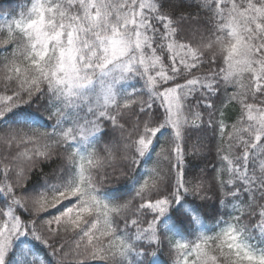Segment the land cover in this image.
Instances as JSON below:
<instances>
[{
  "label": "snow or ice",
  "instance_id": "obj_1",
  "mask_svg": "<svg viewBox=\"0 0 264 264\" xmlns=\"http://www.w3.org/2000/svg\"><path fill=\"white\" fill-rule=\"evenodd\" d=\"M0 15V264H264V0Z\"/></svg>",
  "mask_w": 264,
  "mask_h": 264
},
{
  "label": "trees",
  "instance_id": "obj_2",
  "mask_svg": "<svg viewBox=\"0 0 264 264\" xmlns=\"http://www.w3.org/2000/svg\"><path fill=\"white\" fill-rule=\"evenodd\" d=\"M20 0H0V14L10 13L18 8ZM4 16L0 15V20H3ZM165 259L167 257L165 256Z\"/></svg>",
  "mask_w": 264,
  "mask_h": 264
}]
</instances>
